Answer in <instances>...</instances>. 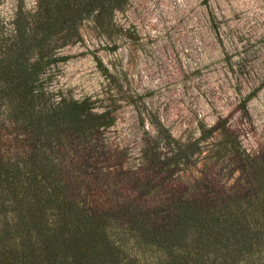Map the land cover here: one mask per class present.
<instances>
[{
	"label": "trees",
	"instance_id": "1",
	"mask_svg": "<svg viewBox=\"0 0 264 264\" xmlns=\"http://www.w3.org/2000/svg\"><path fill=\"white\" fill-rule=\"evenodd\" d=\"M124 1L38 0L0 42V264H264V151L225 137L254 183L193 187L176 174L199 144L157 123L141 162L124 168L105 139L111 112L45 87L53 32Z\"/></svg>",
	"mask_w": 264,
	"mask_h": 264
},
{
	"label": "rangeland",
	"instance_id": "2",
	"mask_svg": "<svg viewBox=\"0 0 264 264\" xmlns=\"http://www.w3.org/2000/svg\"><path fill=\"white\" fill-rule=\"evenodd\" d=\"M19 7L35 14L38 0H0V42H10ZM42 53L46 88L111 112L105 139L122 167L141 162L161 123L199 144L177 180L254 183L224 139L252 156L264 151V0H125L57 29Z\"/></svg>",
	"mask_w": 264,
	"mask_h": 264
}]
</instances>
